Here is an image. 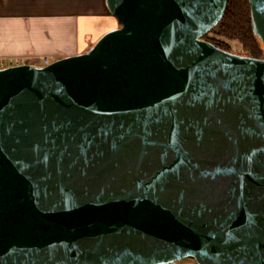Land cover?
<instances>
[{
  "label": "water",
  "instance_id": "1",
  "mask_svg": "<svg viewBox=\"0 0 264 264\" xmlns=\"http://www.w3.org/2000/svg\"><path fill=\"white\" fill-rule=\"evenodd\" d=\"M227 1L105 0L87 50L0 68V264H264V58L203 38Z\"/></svg>",
  "mask_w": 264,
  "mask_h": 264
},
{
  "label": "crops",
  "instance_id": "2",
  "mask_svg": "<svg viewBox=\"0 0 264 264\" xmlns=\"http://www.w3.org/2000/svg\"><path fill=\"white\" fill-rule=\"evenodd\" d=\"M117 27L105 0H0V62L76 55Z\"/></svg>",
  "mask_w": 264,
  "mask_h": 264
},
{
  "label": "trees",
  "instance_id": "3",
  "mask_svg": "<svg viewBox=\"0 0 264 264\" xmlns=\"http://www.w3.org/2000/svg\"><path fill=\"white\" fill-rule=\"evenodd\" d=\"M203 38L227 51L231 49L226 41H235L248 55L262 58L264 54V47L252 29L248 0H228L222 18Z\"/></svg>",
  "mask_w": 264,
  "mask_h": 264
},
{
  "label": "rangeland",
  "instance_id": "4",
  "mask_svg": "<svg viewBox=\"0 0 264 264\" xmlns=\"http://www.w3.org/2000/svg\"><path fill=\"white\" fill-rule=\"evenodd\" d=\"M230 47V51L246 54L244 51H242L241 46L238 42L235 41H226ZM264 58V54L261 56ZM36 66H43V63L40 61H33L32 62ZM178 264H196L195 260L191 257L185 258L183 260L178 261Z\"/></svg>",
  "mask_w": 264,
  "mask_h": 264
},
{
  "label": "built area",
  "instance_id": "5",
  "mask_svg": "<svg viewBox=\"0 0 264 264\" xmlns=\"http://www.w3.org/2000/svg\"><path fill=\"white\" fill-rule=\"evenodd\" d=\"M41 62L43 63V65H47L49 63H51L52 61H54V59L52 57L49 56H43L40 58ZM24 61H19V60H8V61H2L0 62V68H4L7 66H11V65H18V64H24Z\"/></svg>",
  "mask_w": 264,
  "mask_h": 264
},
{
  "label": "flooded vegetation",
  "instance_id": "6",
  "mask_svg": "<svg viewBox=\"0 0 264 264\" xmlns=\"http://www.w3.org/2000/svg\"><path fill=\"white\" fill-rule=\"evenodd\" d=\"M176 264H178V262Z\"/></svg>",
  "mask_w": 264,
  "mask_h": 264
}]
</instances>
